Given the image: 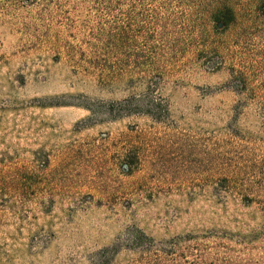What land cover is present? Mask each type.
Wrapping results in <instances>:
<instances>
[{
	"label": "rangeland",
	"instance_id": "rangeland-1",
	"mask_svg": "<svg viewBox=\"0 0 264 264\" xmlns=\"http://www.w3.org/2000/svg\"><path fill=\"white\" fill-rule=\"evenodd\" d=\"M0 264H264V0H0Z\"/></svg>",
	"mask_w": 264,
	"mask_h": 264
},
{
	"label": "trees",
	"instance_id": "trees-1",
	"mask_svg": "<svg viewBox=\"0 0 264 264\" xmlns=\"http://www.w3.org/2000/svg\"><path fill=\"white\" fill-rule=\"evenodd\" d=\"M229 13L231 14V11L230 10H227L225 16H228ZM219 14L221 15V13H219ZM231 16H230V18H232ZM217 22H221L224 26H228V24H229L228 23L229 21H227L226 19H219Z\"/></svg>",
	"mask_w": 264,
	"mask_h": 264
}]
</instances>
